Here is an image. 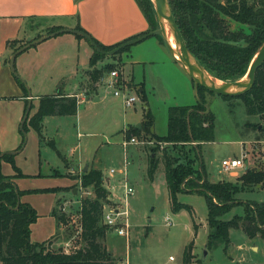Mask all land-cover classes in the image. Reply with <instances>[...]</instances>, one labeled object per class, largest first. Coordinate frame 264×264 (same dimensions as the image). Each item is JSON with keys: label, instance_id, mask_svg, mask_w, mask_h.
Returning <instances> with one entry per match:
<instances>
[{"label": "trees", "instance_id": "obj_1", "mask_svg": "<svg viewBox=\"0 0 264 264\" xmlns=\"http://www.w3.org/2000/svg\"><path fill=\"white\" fill-rule=\"evenodd\" d=\"M136 2L149 25L143 33L153 30L152 1L136 0ZM168 2L183 42L195 61L208 74L221 81L238 80L244 76L252 56L264 39V0H168ZM228 21L244 25L247 31L228 29ZM62 27L56 25L52 30ZM74 28L88 33L79 24ZM74 35L76 38H82L79 34ZM136 36L138 35L111 45H104L91 37L103 51H108ZM155 37L164 44L161 36L155 35ZM15 40H9L7 44ZM91 47L89 65L92 68L98 61L107 57L114 59L127 51L130 46L110 56L97 52L93 46ZM108 67L112 69L113 65L109 64ZM118 71L122 72L120 69ZM88 74L89 85L95 88L104 70L92 68ZM20 84L26 93L23 82ZM205 92L215 95L197 86L195 97L200 103L195 101L192 105L168 107L167 130L164 135L154 132V116L148 107L143 108L140 127L135 125L127 127L123 133L124 140L135 136L138 144L146 140L151 144L143 145L147 160V177L153 181L158 166L163 165L171 209L174 212L186 210L194 231L197 225L191 218L192 208L178 202L176 194L186 192L203 197L206 209L207 233L204 242L206 251L218 245H222L225 250L229 241V228H240L247 237H259L264 240V199L256 201L241 198L243 193L252 192L255 188H264V169L247 167L232 181L206 179L201 159V145L213 138L214 118L209 110L204 112L202 103H206L203 95ZM140 93L145 100L142 86H140ZM219 97L228 100L238 99L248 115L264 117V60L255 70L253 84L249 90L234 97ZM77 104L78 101L74 95L61 92L41 95L38 97L36 110L28 117L27 122L42 139V118L49 115H74ZM246 125L254 130H263L262 127L258 128L259 123H246ZM23 129L27 130V123L24 124ZM22 137L23 144L24 135ZM46 144L60 155L54 140H47ZM1 161L9 162L15 170L14 175H4L0 169V262L2 264H115L112 254L102 243L110 228L102 221L103 200H108L109 192L103 184L104 179L100 169L89 167L83 173L81 187H90L94 197L80 199L81 243L70 252H65L60 249H50L47 245L48 240L31 241L30 225L38 215L30 204L19 200L21 191L13 181L15 176L23 174L15 165L13 154L0 151V163ZM239 204H243L240 215H233L228 220L221 219L224 213ZM56 207L53 213L58 227L67 224V215L60 206ZM191 249L190 241L183 248L181 264H207L205 258L202 259L201 255L196 257L191 253Z\"/></svg>", "mask_w": 264, "mask_h": 264}, {"label": "rangeland", "instance_id": "obj_2", "mask_svg": "<svg viewBox=\"0 0 264 264\" xmlns=\"http://www.w3.org/2000/svg\"><path fill=\"white\" fill-rule=\"evenodd\" d=\"M152 23V29H156L160 25L155 9ZM54 26L56 24L49 20L31 19L26 25V27H29L28 35L16 38L14 42H9L6 45L7 51L3 54V61L6 63L3 65L8 75L5 77L3 75L4 71L0 72V95H13L18 93L19 90H24L20 84L21 82L10 71V55L17 48L26 44L28 40L39 38L57 30H52ZM227 26L230 30L241 29L247 31L244 25L234 21H228ZM155 38L153 36L149 40ZM132 48H134L133 50L137 48L138 51L135 55L146 60V62L132 64L122 69L123 57L121 53L114 59L107 57L98 61L92 68L103 69L104 73L113 69L123 70L125 80L132 78L133 84H139L143 87L145 100L142 99L139 86L134 85L121 91V93H129L135 96V104L132 107H122L114 100L122 101L123 104V94L114 96L109 89L97 83L95 89H91L92 91L96 89L98 91L99 95L93 99H96L95 104L97 105H92L89 112L82 114L80 117L83 125L79 127V131L83 133V136L77 138L75 134V137H73L71 135L73 131L67 130L68 127L61 123L59 126L57 125L61 135L60 140L55 145L62 156H68V149L79 141L80 147L75 150L74 156L76 157L77 153L81 155L82 159H90L95 156L99 168L102 170L105 183L108 181L113 184L112 191L121 203L124 201L125 186L133 188V194L126 198L128 208L127 235H119L115 229L110 228L106 233V238L102 241L107 250L113 254L115 264H118L121 260L126 261L128 264H181L183 248L190 241L193 245L191 251L197 253L196 257H200L203 250L201 245L207 233L204 199L201 195L195 193L177 194L178 202L188 204L192 208L191 218L197 225L194 231L189 213L186 210L174 212L171 209L163 165L158 166L153 182L147 177L144 168L146 155L143 151V145L150 146L151 144L146 140V142H139L135 146L134 144H128L124 148L121 143L123 138L121 130L123 122L139 123L143 108L148 107L154 115L155 132L158 135H164L167 130L168 107L174 105L177 100L185 99V97L193 100L194 103L193 86L188 76L183 75L177 67H172L171 61L165 62L150 46L147 47L145 43L141 42L132 46ZM109 64L113 65L112 69H109ZM92 68L88 63L83 71L85 78L89 79L88 71H91ZM179 76H183L184 83H182ZM243 78L244 76L240 79ZM157 80L163 82L162 88L158 85ZM25 87L32 94L38 93V89L41 91L39 93H42V87L31 88L26 81ZM203 95L208 110L214 118L213 138L201 145V159L206 179L232 181L237 175L234 176L231 172L238 173V170L223 171L219 165L220 159L239 157L244 148L251 157L253 156L260 162L259 160L264 151V117L259 118L256 115H248L238 99H222L218 95H211L206 92ZM5 102V105L0 104V117L3 118L2 116H4L7 119L5 120V129L8 132L12 125L8 117L13 115L16 105L9 101ZM35 108L36 104L33 101L29 117L34 113ZM246 123H259L258 128L262 127L263 130H254ZM68 126L73 130L76 129L75 124H69L68 122ZM49 129H53V127L50 125ZM63 133L69 135L63 136ZM49 135L55 141L58 140L54 137V134ZM36 139V131L27 122L25 141L23 142V145L26 146L25 149L29 150L34 146ZM40 149L41 153L42 151H48L53 156H55L54 153L56 154V151L48 145L41 146ZM57 156L60 160L63 159L61 156ZM70 157L68 156V158ZM126 161H128V164ZM111 169H113V172H110ZM83 173L84 171H79L77 174L66 172V175L76 179L74 186L78 188V192L76 194L69 193L72 203H67L64 211L68 218L67 224L61 227L55 236L48 239L47 245L52 250L60 249L70 252L81 243L79 237V201L84 197H94L90 187H81ZM105 183L103 184L105 185ZM241 198L256 201L263 200L264 188H255L252 192L243 193ZM58 202L63 203V198ZM105 205L113 206L114 204L105 199L103 200V208H105ZM242 207L243 204L233 206L221 216V219L228 220L233 215H240ZM166 220L169 223H166ZM228 237L229 241L225 250H223L222 245H218L206 252L205 262L207 264H264V240L259 237L249 238L240 228H229ZM251 244L255 245L257 249L253 250L250 247ZM0 264L2 263L0 262Z\"/></svg>", "mask_w": 264, "mask_h": 264}, {"label": "crops", "instance_id": "obj_3", "mask_svg": "<svg viewBox=\"0 0 264 264\" xmlns=\"http://www.w3.org/2000/svg\"><path fill=\"white\" fill-rule=\"evenodd\" d=\"M30 18L49 20L56 25L66 28H74L79 24L90 36L104 45L115 44L131 36L139 35L149 28L148 22L136 0H0V72L4 71L3 75L5 77L8 74L4 70L3 64L6 62L3 61V54L7 51V42L28 35L29 27H26V25ZM150 37L131 45L127 51L122 53V69L132 64L146 62V60L140 59L135 55L138 49L135 48L133 50L134 48H132V46L143 42L147 47L150 46L165 62L171 61L172 67H177L183 75L187 76L174 61L166 46L157 38L149 40ZM91 54L92 47L87 40L76 38L73 33L66 32L31 46L16 56V72L24 78L31 88L37 89L42 87V93H39L41 92L39 89L37 90L38 93L32 94L30 92L31 106L33 101H35L37 108L39 96L57 92L74 95L78 101L77 111L74 115H49L42 118V139L37 134V145L34 144V146L36 145L35 149L34 146L29 150L25 149L26 146L22 144L23 133L19 128L28 102L26 87L24 86L26 93L24 90H19L18 93L13 95H0V104L5 105V101H9L16 105L13 115L8 117L12 122L11 129L8 132L5 129V120L7 119L4 116H2L3 118L0 117V151L2 153L13 152L11 154L14 155V163L23 174L22 176H15L13 181L21 191L19 200L30 204L38 215L36 220L30 225V239L34 242L50 239L64 226L59 225L58 227L53 210L56 206H60L65 211V205L70 202L72 203L70 194L78 192V188L74 186L76 179L66 175V172L77 174L79 171H86L89 167L100 169L95 156L90 159H82L78 153L76 157L74 156L75 150L80 147L79 141L68 149V156H71L70 158L62 156L59 152V156L63 158L62 160L57 156V152L53 156L48 151H42L41 153L40 149L41 146L47 145V140H54L49 134H54V137L58 138L54 142L59 143L61 135L58 126L61 123L68 127L67 130L73 131L71 133L73 137H75V134L77 138L83 136V133L79 131V127L83 125L80 117L82 114L89 112V108L92 105H97L95 104L96 99H93L99 95L97 89L91 90L93 88H91L88 79L83 75ZM179 77L182 83H184L183 76ZM157 81L158 85L162 88L163 82L161 80ZM127 83L128 89L134 85H138L139 88L141 86L133 84L132 78L127 79ZM114 102L119 103L122 107L124 106L122 101L114 100ZM192 104L193 100L187 97L174 103V105ZM141 121L142 117L137 124H141ZM68 122L69 124H75L76 129L73 130L68 126ZM25 123H27V120ZM137 124L123 122L121 130L123 138L121 139V143H123V133L126 128L133 125L136 126ZM50 125L53 129H49ZM67 135L69 134L63 133V136ZM145 163L144 168L146 169L147 160ZM0 169L4 175L15 174L14 167L7 161H1ZM103 183H105V180ZM104 186L109 192L108 200L114 205L120 203V200L112 191L113 184L107 181ZM61 198H63V203L58 204V200ZM204 242L205 239L201 245L202 248H204ZM250 247L253 250L257 249L253 244ZM192 254L196 255L197 253L193 252Z\"/></svg>", "mask_w": 264, "mask_h": 264}, {"label": "water", "instance_id": "obj_4", "mask_svg": "<svg viewBox=\"0 0 264 264\" xmlns=\"http://www.w3.org/2000/svg\"><path fill=\"white\" fill-rule=\"evenodd\" d=\"M154 3V9L157 15V18L159 20V27L153 30H150L148 32H145L143 34H140L134 38H131L129 40H126L116 47L112 48L111 50L108 51H103L92 39V37L81 30L75 29V28H60L57 30H54L50 33H47L43 36H40L39 38H35L33 40H28L26 44L23 46L17 48L9 57V68L11 73L21 80L25 86V81L24 79L16 72L15 70V58L18 54L23 52L24 50L28 49L31 46H34L50 37L56 36L61 33H73V34H79L89 42L91 46L97 51V52H102L107 56L113 55L120 49L126 47V46H131L147 37L150 36H155L159 35L162 37V40L164 42V45L167 47L169 53L173 56L174 58V53L178 56V59L174 58V61L179 65L181 70L189 77V79L192 81V86H193V94L195 96V89L197 86H201L205 90L219 96H229V97H234L238 96L247 90L250 89V87L253 84L254 80V73L255 70L260 66L261 62L264 60V39L261 41L259 46L257 47L254 55L252 56L249 65L247 67V70L245 72L246 78L245 80H233V81H221L218 79H215L212 77L210 74H208L193 58V56L190 54L188 51L185 43L183 42V39L176 27V24L174 22V17L172 14L171 7L169 5L168 0H152ZM167 25L168 29L172 32L174 36V43L177 46V51L171 48L168 40L166 33L163 29V25ZM27 93H28V102L24 111V114L22 116L21 122H20V131L23 133L25 136V131L23 129V126L27 120L30 106H31V96H30V91L26 87ZM195 101L200 103V101L195 97ZM204 106V112L208 111V106L206 103H202ZM137 127H140V124L136 125ZM7 153H13V152H7ZM198 162L200 163V159L198 158ZM206 256V250L203 248L201 252V258H205Z\"/></svg>", "mask_w": 264, "mask_h": 264}, {"label": "built area", "instance_id": "obj_5", "mask_svg": "<svg viewBox=\"0 0 264 264\" xmlns=\"http://www.w3.org/2000/svg\"><path fill=\"white\" fill-rule=\"evenodd\" d=\"M100 85L104 86L105 88L110 90V93L114 96H118L123 90L128 89V83L127 80L124 79L122 72H119L118 70H111L107 73H104L100 76L99 82ZM123 104L124 107H132L135 104L136 98L133 95H130L129 93L123 94ZM124 148L128 144H138L137 138L131 137L129 140L123 141ZM256 160L253 156L251 157L250 154L247 153V150L244 148L242 149L241 155L239 157H231V158H222L220 159L219 165L220 168L223 171H233L238 170V173H235L234 171L231 172V174L239 175L242 173L247 167L254 166L256 168L261 167L264 169V151L262 152L261 158L259 160ZM128 164V161H126ZM240 170V171H239ZM110 172H113V169L110 170ZM133 194V188L131 186H125L124 190V201L121 203H118L116 205H105L102 211V221L105 225H107L109 228H113L117 231L119 235H127L128 230V224H127V216H128V208H127V202L126 198H128L129 195ZM64 210V208H63ZM166 223H169L168 220H166ZM172 259V257H170ZM118 264H128L126 261H119Z\"/></svg>", "mask_w": 264, "mask_h": 264}, {"label": "bare ground", "instance_id": "obj_6", "mask_svg": "<svg viewBox=\"0 0 264 264\" xmlns=\"http://www.w3.org/2000/svg\"><path fill=\"white\" fill-rule=\"evenodd\" d=\"M163 29H164V31L166 33L167 40H168L171 48L174 50V52H175V50L177 51L178 50L177 46L174 43V36H173L172 32L168 29V27H167V25L165 23L163 25ZM174 58L178 59V56L175 53H174ZM245 78H246V74H244V78L242 80H245Z\"/></svg>", "mask_w": 264, "mask_h": 264}]
</instances>
